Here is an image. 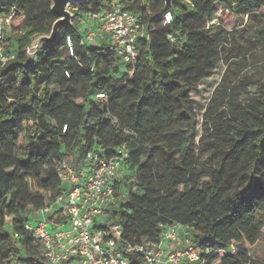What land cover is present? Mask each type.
<instances>
[{"label": "trees", "instance_id": "16d2710c", "mask_svg": "<svg viewBox=\"0 0 264 264\" xmlns=\"http://www.w3.org/2000/svg\"><path fill=\"white\" fill-rule=\"evenodd\" d=\"M107 1L72 6L74 27L62 28L27 65L32 41L49 35L56 21L51 0H0V16H12L13 32L21 34L15 59L0 61V264H47L25 224L61 193L62 160L79 166L91 149L129 154L128 174L117 181L125 199L106 214L129 244L157 242L178 227L208 252L204 264H257L249 250L264 226V66L258 80L239 76L264 43V0H174L168 9L163 0H121L147 34L136 63L127 66L106 43L83 45L77 28L79 18L100 13ZM218 9L246 19L244 29H226ZM168 12L172 21L165 24ZM221 62L234 67L237 84L226 87L225 79L222 85L232 95L233 117L223 129L214 117L220 100L210 102L207 139L219 159L214 170L199 174L190 93ZM253 86L258 96L237 103L234 96ZM130 171L141 180L135 187L122 181ZM130 264L145 261L134 255Z\"/></svg>", "mask_w": 264, "mask_h": 264}, {"label": "built area", "instance_id": "2783aa9c", "mask_svg": "<svg viewBox=\"0 0 264 264\" xmlns=\"http://www.w3.org/2000/svg\"><path fill=\"white\" fill-rule=\"evenodd\" d=\"M171 21L168 12L164 23ZM13 26L12 16H0L3 65L16 57L6 49ZM78 26L84 31L83 45L106 43L124 66L136 63L139 40L147 38L141 17L121 0H108L100 13L79 18ZM67 47L73 56L71 37ZM96 98L102 102L108 99L105 93H98ZM85 155L79 166L62 160L57 170L61 193L51 205L36 212L33 222L25 224L26 232L41 244L47 264H130L134 255H140L145 264L205 263L208 252L203 254L190 235L181 237L178 227L166 229L157 242L131 245L123 239L122 229L111 225L106 214L125 199L117 190V181L127 175L129 154L119 150L108 156L101 149H91ZM100 224L105 228H96Z\"/></svg>", "mask_w": 264, "mask_h": 264}, {"label": "rangeland", "instance_id": "374dc122", "mask_svg": "<svg viewBox=\"0 0 264 264\" xmlns=\"http://www.w3.org/2000/svg\"><path fill=\"white\" fill-rule=\"evenodd\" d=\"M70 11L72 13L75 12L73 8H70ZM220 21L225 26L226 29L232 31V30H243L246 26V19H244L242 16L236 15L234 12H230L227 9H218L217 12L220 13ZM230 12V13H229ZM262 14L264 15V10L262 11ZM79 32L81 34L84 33L83 29L79 26H77ZM11 38L7 39V53L9 55H17V50L19 49L18 44V38L21 36V34L12 32L9 35ZM8 36V37H9ZM252 40L256 37V29L252 31ZM11 40H13L12 44H10ZM254 41V40H253ZM10 44V46H9ZM250 67L248 70L241 72L240 78H244L246 76H251L254 78V80H258L261 77V71L260 69L264 66V43L260 48L254 50L252 52V55L249 60ZM120 74H124V69L122 65L118 63ZM235 78V72L234 67H231L228 70V66L221 62L215 69L214 73L210 78H207L204 80L200 85H198L197 88H195L190 93V99L193 104V111H194V118L196 121V138H195V145H194V152H195V162H196V173L202 174V173H210V171L214 170V168L217 166L219 157L214 155L212 152V148L210 145H208V139L207 136L212 133L211 129V122L207 123V120H205V113L208 109V106L211 101L215 99L220 100V105L215 108V114L214 117H221L219 120L223 126V129H227L228 121L232 119V111L231 107L228 104V101L230 100L231 96L230 92L228 93L227 89H223V81H225V86L228 85H235L237 82L234 80ZM234 96V95H233ZM246 96L250 97H256L258 96V87L253 86L248 89V93L245 95H237L234 96V98H237V103L244 104L246 102ZM235 98V100H236ZM213 117V118H214ZM207 128V130H205ZM129 170H127L128 172ZM132 176L130 177V180H127L126 178L122 181L124 182V185L126 187V184L128 186L133 184V187L138 185L141 180L139 177L134 176L132 171H130ZM128 174V173H127ZM134 182V183H132ZM132 183V184H131ZM129 190V188H128ZM139 195H143L144 193L140 191V189H137L136 191ZM179 232L181 234V237L183 236L184 231L179 229ZM184 239V238H182ZM249 255L251 259L256 262L257 264H264V226L261 230L260 240L258 243L249 250Z\"/></svg>", "mask_w": 264, "mask_h": 264}, {"label": "water", "instance_id": "95a60500", "mask_svg": "<svg viewBox=\"0 0 264 264\" xmlns=\"http://www.w3.org/2000/svg\"><path fill=\"white\" fill-rule=\"evenodd\" d=\"M92 0H51V13L56 18L51 33L35 38L27 50V65L34 63L37 53L46 46L54 44L62 28H73L75 15L70 11L72 6L86 4ZM166 8H170L174 0H163Z\"/></svg>", "mask_w": 264, "mask_h": 264}]
</instances>
